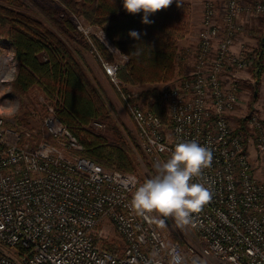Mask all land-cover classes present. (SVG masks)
<instances>
[{
	"label": "built area",
	"instance_id": "1",
	"mask_svg": "<svg viewBox=\"0 0 264 264\" xmlns=\"http://www.w3.org/2000/svg\"><path fill=\"white\" fill-rule=\"evenodd\" d=\"M201 5L190 72L161 90L166 121L124 89L117 71L127 56L103 29L72 16L153 166L166 162L178 142L195 140L212 152L211 167L192 181L212 199L187 225L192 236L185 245L133 211L138 176L81 155V142L50 104L40 121L47 138L30 140L35 129L5 126L16 107L8 90L17 63L0 39V243L9 248L0 250V264H264V106L248 111L247 136L230 119L238 102L234 81L254 57L242 35L252 17L264 16V0Z\"/></svg>",
	"mask_w": 264,
	"mask_h": 264
},
{
	"label": "trees",
	"instance_id": "2",
	"mask_svg": "<svg viewBox=\"0 0 264 264\" xmlns=\"http://www.w3.org/2000/svg\"><path fill=\"white\" fill-rule=\"evenodd\" d=\"M27 1L31 0H0V27L5 29L1 40L12 46L17 63L11 89L25 94L38 88L44 94L41 108L45 111L47 104L53 107L55 116L81 142V155L104 168L136 171L135 154L120 134V128L112 124L107 100L86 66L81 51L89 45L72 16H81L87 23L103 29L120 53L127 56L117 71L124 89L126 83L152 85L141 95L143 106L166 121L161 92L154 85L182 71L180 63H185L189 52L179 48L178 40L191 30L190 3L177 0V5L173 0L166 10L150 15L152 23L146 25L141 23L143 13L128 14L122 0H56V7L36 4V11L45 17L44 21L18 9ZM132 30L140 33L139 40L128 35ZM261 36L249 67L255 85L264 72V34ZM96 43L104 57L111 60L106 49ZM136 99L141 105L140 98ZM22 107L24 118L36 111L34 101L29 100ZM246 117L239 118L237 128L244 133L248 129ZM93 119L108 123L113 137L91 129L89 122ZM40 138L39 129L33 130L29 137ZM25 139L22 135L21 142Z\"/></svg>",
	"mask_w": 264,
	"mask_h": 264
},
{
	"label": "rangeland",
	"instance_id": "3",
	"mask_svg": "<svg viewBox=\"0 0 264 264\" xmlns=\"http://www.w3.org/2000/svg\"><path fill=\"white\" fill-rule=\"evenodd\" d=\"M56 3H57L56 0H31V1H27L24 5L18 7V9L24 12L25 14L31 15L41 21H44L46 20L45 17L36 11V8H35L36 4L40 6L56 7L57 6ZM45 24L49 26L47 23ZM4 34H5V29L0 27V39H2V35ZM262 34H264V16H260V15L255 16V17H252L247 23V25L245 26L244 38L242 37V40L245 46H248L250 50H252L253 52V49H255L256 46H258L259 41H260V36ZM188 35L189 34L187 33V42L185 46L190 45L192 43L191 40H193L191 37H189L190 38L189 39ZM194 46L195 45L192 44V46L190 47L193 49ZM81 52L85 57L87 56L90 63L94 66V68H96L95 69L96 72L100 75L97 78L86 64L87 68L90 71V75L93 76L95 80L99 83V87L103 95L105 96V99L107 100V106H108L110 115L112 116V124L115 123V125L118 128H120L119 130L120 134L125 138L127 144L130 146L133 153L135 154V157L137 159V168H136V171H133V172L138 176V179H139L138 187H139L146 180L153 178L155 175H157L156 167L153 166L148 161V159L144 156L142 150L136 144L134 125L126 110L123 100L121 99L119 93L116 90V87L111 83L108 77L107 78L105 77L106 75L103 76L101 74L98 64L95 62L94 58L90 55L91 52L89 48L82 49ZM188 55L190 56V52ZM254 57H255V54H254ZM254 57H253V60H254ZM253 60H252V63H253ZM187 64H189V57H188V61H186L185 64H183V62L180 63V68L181 69L187 68L188 67ZM249 67L246 70L239 72V75H238L239 77L236 78L234 81V84L236 87V94L238 97V102L230 118L231 127L233 128V130H237L239 118H242L244 116L246 117L248 111L251 108H257L260 106H264V72L261 73L259 82L257 85H255L254 79L252 78L249 72ZM182 72H184V70L180 71L179 73L178 72L174 73V75L170 79L160 82L154 86H157L158 90L161 92L164 86L174 81L178 76L183 74ZM11 86L12 84L10 82V88L8 90V98L10 102H14L16 104V108L18 110L15 111L14 113H11L10 116L5 117V126L10 127V126L16 125V127L25 126V127L32 128L35 130H38V129L41 130L40 121L44 114V110L41 108V106L43 103L44 94L36 87L30 89L25 94H20V93L14 92L11 89ZM151 86L152 85L150 84L132 85L128 83H126L125 85L127 90L134 91L137 97L140 98L139 100L142 106H143V103H142L143 97L141 95L146 89L151 88ZM254 91H255V94H254ZM29 100L34 101L36 111L35 113L33 112L34 113L33 116L31 117L25 116L24 118L22 106L26 104L27 101ZM162 102L164 101L162 100ZM164 105H165V111H166L165 102H164ZM166 120H167V114H166ZM94 121H100V120L99 119L91 120L89 122V126L91 129H93L96 132L105 134L110 139L113 137L112 130L109 128L108 123H104L103 121H100V122H103L105 126L96 127L93 124ZM247 132H249V130L245 129V133L244 132L243 133L247 136L248 135ZM42 137L47 138V136L44 134L43 131H42ZM247 142H250V139ZM161 219H163L164 223L163 224L158 223V224L161 227V229L167 234L170 240H178L180 243H182V245H185V243L190 240L192 235L187 225L183 227L179 226L176 223L175 219L172 217H168V218L161 217ZM110 231L113 233L114 236H117L116 232L113 229H111ZM113 235L111 236L113 237ZM0 250L3 252H8L9 248L0 243Z\"/></svg>",
	"mask_w": 264,
	"mask_h": 264
},
{
	"label": "clouds",
	"instance_id": "4",
	"mask_svg": "<svg viewBox=\"0 0 264 264\" xmlns=\"http://www.w3.org/2000/svg\"><path fill=\"white\" fill-rule=\"evenodd\" d=\"M124 10L131 15L143 13L141 23L150 24L149 16L169 8L173 0H122ZM177 2V0H176ZM178 5V2H177ZM128 35L140 39L132 30ZM18 109L12 105L10 111ZM212 152L195 140L178 142L166 162L158 163L157 175L136 188L132 195L133 211L155 223L172 217L183 227L193 224V215L201 212L212 199V193L201 183L192 182L211 167Z\"/></svg>",
	"mask_w": 264,
	"mask_h": 264
},
{
	"label": "crops",
	"instance_id": "5",
	"mask_svg": "<svg viewBox=\"0 0 264 264\" xmlns=\"http://www.w3.org/2000/svg\"><path fill=\"white\" fill-rule=\"evenodd\" d=\"M185 1L189 2L190 3V7H191V12H190L191 30L188 33L189 34L188 38L191 37L193 40H191L192 43L190 45H186L185 46V44L187 42V34H186L184 37H182L181 39L178 40V46H179V48L190 52V50H192V48L190 46H192V44L193 45L196 44V34H197V30H198V28L200 26V23H201V8H202V5H201V0H185ZM242 37L244 38V34L242 35ZM234 47L236 48V45ZM188 54L189 53H187V55ZM90 55L94 58V56L91 53H90ZM188 57H189V64H187L188 65L187 68H183L182 69L185 72V73L182 72L183 74H186L188 71L190 72V68H191V54H190V56L189 55L186 56L185 63H186V61H188ZM83 58H84V60H85V62L87 64V66L89 67V69L98 78V76H100V75L96 72V70H95L96 68H94V66L90 63V61L87 58V56L85 57L83 55ZM94 60H95V58H94ZM95 62L98 64V62L96 60H95ZM182 62H184V61H182ZM98 66H99V64H98ZM182 67H184V66H182ZM99 68H100L101 74L103 76H105L100 66H99Z\"/></svg>",
	"mask_w": 264,
	"mask_h": 264
},
{
	"label": "water",
	"instance_id": "6",
	"mask_svg": "<svg viewBox=\"0 0 264 264\" xmlns=\"http://www.w3.org/2000/svg\"><path fill=\"white\" fill-rule=\"evenodd\" d=\"M254 94H255V91H254Z\"/></svg>",
	"mask_w": 264,
	"mask_h": 264
}]
</instances>
